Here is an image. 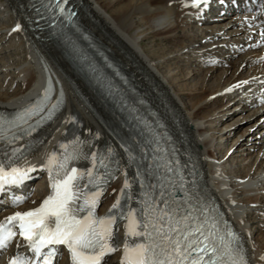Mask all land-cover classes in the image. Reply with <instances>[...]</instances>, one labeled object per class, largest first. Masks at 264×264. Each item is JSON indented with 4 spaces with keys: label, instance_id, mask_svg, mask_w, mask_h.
<instances>
[{
    "label": "bare ground",
    "instance_id": "bare-ground-1",
    "mask_svg": "<svg viewBox=\"0 0 264 264\" xmlns=\"http://www.w3.org/2000/svg\"><path fill=\"white\" fill-rule=\"evenodd\" d=\"M86 1L97 21L83 12L84 23L169 117L178 138L192 146L209 193L240 230L249 261L264 264V56L256 57L264 54V6L260 12L253 6L252 12L239 14L231 12V0H208L205 12L195 8L194 0H110L106 6ZM223 8L226 13L215 12ZM29 15L27 0H0V109L20 107L36 96L38 60L54 70L68 91L66 108L35 138V151L17 162L18 167L37 169L31 173V185L38 184L32 200L46 192L48 173L40 169L49 155L62 156L60 145L75 135L80 146L86 143L82 151L89 157L82 169L91 167V153L115 159L117 171L100 211L115 203L126 179L132 186L130 206L137 209L138 181L126 153L131 131L125 118L65 58L58 41L28 29ZM209 76L219 82L210 84ZM188 101L201 103L189 108ZM27 143L20 138L12 147ZM4 203L0 200V216ZM126 224L120 220L113 226L120 250L107 264H121L125 242L134 240L126 235ZM59 263L68 264L67 258Z\"/></svg>",
    "mask_w": 264,
    "mask_h": 264
},
{
    "label": "snow or ice",
    "instance_id": "snow-or-ice-1",
    "mask_svg": "<svg viewBox=\"0 0 264 264\" xmlns=\"http://www.w3.org/2000/svg\"><path fill=\"white\" fill-rule=\"evenodd\" d=\"M203 2L207 5L208 0ZM199 3L200 0H195L194 6ZM58 6L63 14V6ZM48 99L46 92L41 101L12 119L0 115V193L20 186L37 170L17 166L24 157V149L12 147L21 138L13 129L29 136L36 131V126L29 121L45 111L44 101ZM56 107L53 104L41 119H52ZM39 123L37 120L36 124ZM60 148L64 154L58 157L57 153H51L40 169L48 173L50 194L39 207L15 212L0 222V250L19 236L32 253L31 259L17 255L10 264H53L62 256L60 246L67 249L71 264H107V257L118 250L113 239V226L118 219L127 220L126 235L136 238L125 242L121 264H247L242 250L232 246L236 239L232 232L221 234L215 220L210 222L205 218L200 222L191 213L181 214L178 208L170 206L163 190L159 199L145 194L138 210L130 206L132 186L126 179L121 197L109 213L97 215L112 176L107 171V163L98 154L91 153V167H70L71 162L81 158L79 149L67 144H61ZM12 203L17 206L23 199L14 198Z\"/></svg>",
    "mask_w": 264,
    "mask_h": 264
},
{
    "label": "rangeland",
    "instance_id": "rangeland-1",
    "mask_svg": "<svg viewBox=\"0 0 264 264\" xmlns=\"http://www.w3.org/2000/svg\"><path fill=\"white\" fill-rule=\"evenodd\" d=\"M108 1H110V0H99V2H100L101 4H103V5H105V4L107 5V4H108ZM106 5H105V6H106ZM147 42L150 43V40L147 41ZM158 42H159V39H155L154 43L157 44ZM259 52H260V51H259ZM262 56H264V54H262V55L260 54L259 57H258V56H256V57H257V58H262ZM263 61H264V57L262 58V62H263ZM263 64H264V63H263ZM263 64L261 65V68H263ZM256 66H258V65H256ZM166 69H167V67H165V70H166ZM251 70H252V67H249V68H247V70H246L245 73L248 74ZM175 71H176V70H174V72H175ZM218 71H219V70H218ZM218 71H217V72H218ZM176 72L179 73V71H176ZM217 72H214V73L217 74ZM209 73H210V72H208L207 75H209ZM218 73H219V72H218ZM177 75H178V77L175 76V80H176V82H178V81L180 80V77H181L179 74H177ZM179 76H180V77H179ZM214 76H215V75H214ZM230 76H231V75L227 76L226 78H229ZM176 78H177V79H176ZM212 78H213V77L210 78V76H209L210 84L214 85L213 82H214L215 84L219 82V81H216V80H217L216 77H214L213 79H212ZM224 79H225V77H224ZM188 81L191 82L190 84H194V83H196V80H193V81H192V79H190V80H188ZM179 83L182 84L181 81H180ZM207 88H208V87H207ZM204 91H205V87H203V91H202V92H203L204 94H206L205 96H207V94H208L209 92H208V91H205V92H206V93H205ZM188 100H189V99H188ZM195 101H196V100H195ZM195 101H191V102L188 101V106H189V108H192V107L195 105V104H194ZM224 102H225V99L222 100V101H220L219 104H211L210 107H209V109H208V112L211 111V110H213L214 107H216V106H221ZM189 103H190V104H189ZM200 103H201V102L197 103V104L195 105V107L197 108V106H198ZM195 107H194V108H195ZM196 108H195V109H196ZM218 108H219V107H218ZM206 113H207V111H204V112L200 113L198 116L201 115L200 117H202V116H203L204 114H206ZM236 115H237V114H236ZM233 119H234V118H232L231 121H234ZM219 155H220V154H219Z\"/></svg>",
    "mask_w": 264,
    "mask_h": 264
},
{
    "label": "water",
    "instance_id": "water-1",
    "mask_svg": "<svg viewBox=\"0 0 264 264\" xmlns=\"http://www.w3.org/2000/svg\"><path fill=\"white\" fill-rule=\"evenodd\" d=\"M82 1V0H81ZM78 4H81L80 2H78ZM82 4H83V6L84 7H86L87 8V3L86 2H84V1H82Z\"/></svg>",
    "mask_w": 264,
    "mask_h": 264
}]
</instances>
